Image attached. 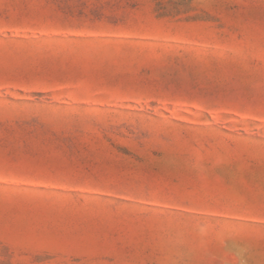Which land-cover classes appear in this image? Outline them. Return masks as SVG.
Returning a JSON list of instances; mask_svg holds the SVG:
<instances>
[{
  "label": "rangeland",
  "instance_id": "1",
  "mask_svg": "<svg viewBox=\"0 0 264 264\" xmlns=\"http://www.w3.org/2000/svg\"><path fill=\"white\" fill-rule=\"evenodd\" d=\"M0 264H264V0H0Z\"/></svg>",
  "mask_w": 264,
  "mask_h": 264
}]
</instances>
